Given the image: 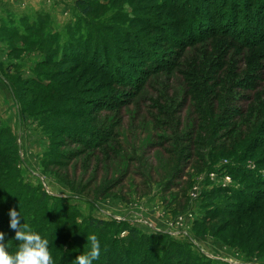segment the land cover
Instances as JSON below:
<instances>
[{"label":"rangeland","instance_id":"rangeland-1","mask_svg":"<svg viewBox=\"0 0 264 264\" xmlns=\"http://www.w3.org/2000/svg\"><path fill=\"white\" fill-rule=\"evenodd\" d=\"M98 1L90 17L111 37L108 49L100 46L99 53L94 51L95 39H90V52L98 65L107 63L108 57L107 65L115 73H133L132 63L150 68L152 64L142 63L135 49L152 39L159 43L151 47L153 53L166 59L161 64H169V69L152 74L139 90L128 81L122 86L109 83L96 69L79 62L35 69L51 52L46 45L44 48L39 33L29 28L24 16L38 23L46 15L49 22L40 33H47L50 26L63 40L61 44L68 40L74 43L80 55L77 57L82 59L85 49H79L85 46L88 32L70 28L80 21L77 0H0V28L18 31L12 35L0 30V128L10 127L11 131L5 130V139L11 137L17 145L24 179L55 196L59 201L50 202L53 208L73 216L59 237L64 238V246L72 244L79 226L83 243L90 244L86 223L94 217L113 223L104 237L107 243L116 241L113 255L120 261L125 257L132 264L135 259L140 264L144 257L149 261L151 253L146 250L156 242L155 238L151 244L150 235L164 232L177 242L175 246L189 250L203 264H264V235L263 228H259L264 222L255 216L261 210L264 214V200L260 206L247 209L249 202L240 206L241 200L232 192H208L214 186L238 189L241 180L237 172L248 165L256 167L252 176L260 168L264 180V30L256 31L264 12L258 13L259 0H228L243 8L241 11L254 10L252 19L239 16V29L248 35V40L263 38L258 46L243 45L228 34L184 49L177 45L183 38L172 25L182 16L176 14L175 8L159 5L165 0ZM200 2L194 0V12L199 11ZM229 4L220 0L217 8H228ZM228 15L230 9L226 18L232 29L237 27L236 20ZM203 17L204 13L195 16L204 22ZM153 21L162 32L152 26ZM168 21L170 25L165 24ZM257 32L254 37L252 34ZM173 39L176 43L171 45ZM15 46L21 49L10 56ZM178 53L171 64V58ZM10 64H16L13 69L21 73L9 78L17 86L19 77L56 86L52 94L28 93L31 99H37L36 103H27L34 112L66 106L65 102L70 107L88 109L91 100L79 105L75 100L79 95L92 100L120 95L126 102L120 109L97 113L96 124L114 133L112 136L104 132L106 140L112 136L108 144L94 149L84 142H72L65 135L53 133L51 137L41 120L24 119L19 113L21 103L14 101L8 78L1 70ZM53 119L70 121L77 127L90 117L59 115ZM93 125L87 124L84 137L96 138V134L92 135ZM51 138L55 147L51 146ZM259 187L249 185L248 195L254 197ZM217 210L224 213L214 217ZM238 222L243 226L239 231ZM130 227L137 229L138 236L127 241ZM93 234L102 240V232ZM130 244L137 251L126 254ZM107 259L110 258L104 254L100 261L108 264Z\"/></svg>","mask_w":264,"mask_h":264},{"label":"trees","instance_id":"trees-1","mask_svg":"<svg viewBox=\"0 0 264 264\" xmlns=\"http://www.w3.org/2000/svg\"><path fill=\"white\" fill-rule=\"evenodd\" d=\"M220 0H201L200 2V9L199 11L196 10L194 12V0H165L162 2L161 6L165 7H171L175 8L176 14L181 15L182 18H179L177 20H173L172 25L173 27L177 28V34L179 35V38H183L177 42L178 46L181 48H185L188 46H191L193 44H196L200 41L213 39L216 35H228L233 37L235 40L241 42L243 45L247 46H258L259 41L262 39H251L248 40V35L241 31L239 28L241 27V23L239 20V16L241 14H244L248 17V19L251 17L252 12L254 10L250 11H241L239 5L235 6L234 3L228 2L226 0V4H229V7L227 8V5L225 7L217 8V5ZM258 1V0H257ZM260 2V10L259 12H264V0H259ZM98 0H77V6L79 8L80 12V18L79 22H77L73 27L76 31L80 29H86L87 30V40L85 42V46L80 48L85 49V54L83 55L82 59L78 58V50L75 49L73 46V42L71 40L65 41L63 44L61 37L58 36L56 33H53L52 30H50L47 33L41 32L40 30L43 29V27L49 22L48 18L45 17L41 18L38 23H33L34 21H31V18L29 15H25L24 19L28 23H30L29 28L35 29L37 33H39L38 37L41 42V44L44 46H47V49L49 52V57L46 58V60L39 62L35 65V69H38L39 67H46L49 64H64L68 62H79V64H83L86 67L94 68L96 69L99 74L107 77L109 79V83L117 84V86H122L123 82L128 81V83L137 90L140 89V87L145 84L146 80L154 73L160 72L166 69H169V64L164 65L161 64L166 59H163L162 57H158L153 53L151 47H158L155 40H149L148 44L145 46H142V44L139 45V47H136L135 53H137V57H141L142 63L145 61L146 66L151 65L150 68H144L142 67L141 63H132L131 66L134 69L133 73H122V71H117V73L112 72L109 68V65H107L109 62V59L107 57V63H103L102 65H98L93 57V52L91 54L90 52V39L93 38L96 41V48L94 51L96 53H99V49L102 46L105 49H108L109 46V40L110 35L108 34L106 29H103L99 22L92 19L90 14H92L96 8L94 5H98ZM102 5H105L103 3ZM204 6H207V9L204 10ZM231 10V15L229 17L234 18L237 22L236 26L233 29L230 27L229 19L226 18L228 14V10ZM226 11V12H225ZM201 13L205 14V17H203V21H200L195 18L196 15ZM187 16V17H186ZM186 17V18H184ZM30 19V21H29ZM252 19V17H251ZM36 20V19H34ZM226 20V21H225ZM24 21V20H23ZM207 22L210 24L207 25ZM228 23V24H226ZM264 14H261V21H257V27L256 31H263L264 30ZM165 24H169L168 22H165ZM151 26V25H150ZM155 28H158L157 31L162 32L163 30L156 26L155 22L153 21V25ZM111 28V27H109ZM164 28V27H163ZM172 28V27H170ZM179 28V29H178ZM3 32H7L12 35H16L18 32L16 29H12L10 27H2L0 28ZM48 30V29H47ZM249 31L251 32V29L249 28ZM42 33H44V36L42 38ZM18 34V33H17ZM133 34V32H131ZM259 32L252 34L254 37H257ZM41 35V36H40ZM134 35L137 37L138 34ZM142 41L143 38L139 37ZM126 41V40H125ZM171 45L176 43V41L170 40ZM56 44V45H55ZM62 46H66L67 48L62 50ZM179 47V49H180ZM20 47L15 46L10 53V56H12L15 53V50H20ZM180 53V52H179ZM179 53L172 57L170 63H174V60L176 61ZM56 56H60V58H57ZM78 56V57H77ZM154 57V59H153ZM2 65V64H1ZM138 66V67H137ZM13 67H17L16 64H10L7 69H1L4 71L3 76L9 78H14L17 76V72L20 70L13 69ZM119 68V67H117ZM139 68V69H138ZM138 69V70H137ZM19 74H21L19 72ZM118 74H120L118 76ZM136 74V76H135ZM196 76V75H195ZM123 78V79H122ZM7 80L6 78H4ZM8 84L10 86V90L13 96L14 101H18L20 104L19 113L23 116L24 119L27 118H34L41 120V123L43 126H45L46 130H48V133L51 135L55 133L56 135H65L67 138H69L72 142H84L87 146H93V148H100L103 146H106L108 144V139L114 135L112 131L109 130H103L99 125L96 124L97 122V113L103 110H114V109H120V106L125 104L126 102L121 99L122 97L120 95H103L95 100L92 99H84V96H78L75 98L76 102L81 105V102H85L88 100H91V106L86 108H82L76 105H73L72 107L69 106L68 102H65L67 105L60 104L56 108L51 109H45L38 112H34L32 109L28 107L27 103H36V100H33L29 97V94H32L33 92H44L45 94H52L55 87L54 85H50L49 83H44L42 80L39 79H30L27 78L25 80L21 79L20 77L16 81L18 83V86L15 85V82L8 81ZM23 81V82H22ZM21 83V84H20ZM20 84V85H19ZM110 86V85H109ZM135 90V91H137ZM29 93V94H28ZM65 106V107H64ZM59 115H72L76 118L82 115H87V117H90V120L81 122L82 126H75L70 121H66L70 124H67L66 122L59 121L58 119H53L54 117H59ZM91 122L94 124L91 126L93 130H95V133H92V135L96 134V138L88 139L87 137H84L83 133H86L87 124ZM99 123V122H97ZM5 130L11 131L9 126H4L0 128V231L5 233V241L4 243L8 246L7 251L10 253H14L17 250L19 242L15 240V230L11 229L9 226L10 217H9V210L12 208H15L18 212L21 213V224L24 222L27 223L33 231L39 232L42 236L47 238L49 240V248L52 253L53 259L55 260L58 258L57 262L55 264H74V261L76 257L80 254L87 253L90 251V244L83 243V235L81 236V226H79L78 234L77 236L73 237V241L71 245L64 246V238H59L61 234L64 232V226L69 224L70 221H73L72 215H66L62 210H59L57 208H53L54 205L50 204V202L53 201V199H56L59 201L55 196H52L49 194L44 188L41 186H34L33 184L29 183L24 179L21 166H19V157L17 155V145L12 141L11 137L8 139H5ZM104 132H110L112 136L105 139L103 137ZM94 137V136H93ZM51 141L53 139L51 138ZM92 142V143H91ZM16 145V146H15ZM52 147H55L54 141L53 144L51 143ZM55 154V153H54ZM56 155L53 156L55 158ZM259 166V165H258ZM243 170L237 172L239 174L240 180H241V186L238 189L233 188H222V187H213L208 192L210 194L213 193H219V192H232L235 196V198H239L241 202L238 204L240 206H244L243 203L249 202V205L247 209H251L252 207L260 206L261 202L264 200V180H262V172L261 169L258 168V173L256 176H252L253 170L256 169V167L253 169L250 165H248L247 168H242ZM239 182V181H238ZM246 183L247 185H244L243 183ZM249 185H258L260 186L257 190L258 193L251 197L248 194V191L246 189L249 188ZM242 187V188H241ZM244 187V188H243ZM205 191L204 194L208 193ZM58 203V202H57ZM242 209V208H241ZM227 211V210H225ZM221 213L219 210L215 211L213 213L214 217L219 216ZM262 217H261V216ZM257 218H259L263 221L264 214L261 211L255 215ZM210 217V216H208ZM210 219V218H209ZM203 221V220H202ZM201 222V221H199ZM264 224H260L259 228H263L262 235H264ZM113 223L111 221H105L102 219L89 217L87 219L86 228L89 230L90 234L96 233L98 231L103 233V238L100 240V249L103 247H106L104 251H101V255L99 258V261H94V264H102L100 261L101 256L104 254H107L110 258L107 263L108 264H132L128 259L125 257V260H119L114 257V252L116 251L117 247L116 241L111 242L110 240L108 243L106 242V238L104 237V233L110 231V228H112ZM91 229V230H90ZM243 229V226L237 223V230ZM239 231V230H238ZM137 229L135 227L129 228V234L130 237H125V240L128 241V239L133 240L136 239L138 236L136 234ZM147 237V236H146ZM87 238V236H86ZM156 238V242H154ZM81 240V241H80ZM80 241V242H79ZM149 241V240H148ZM152 241L154 242L153 245H150L147 254L151 253V257L149 261H146V257H144L142 262L140 264H175L177 262H183L185 264H203L199 258H194L193 254L189 252V250L183 249L181 246H175L177 244L176 241H173L172 239L168 238V235H166L164 232L159 233L158 235H150V242L152 244ZM165 241V242H164ZM105 244V246H103ZM120 246V245H118ZM132 244L129 245V247L126 249V254H131L133 252H136L137 250L133 249ZM155 253V255H152ZM155 257L154 259H152ZM136 259L133 261V264H136ZM175 261V262H174ZM211 264V263H210Z\"/></svg>","mask_w":264,"mask_h":264},{"label":"clouds","instance_id":"clouds-1","mask_svg":"<svg viewBox=\"0 0 264 264\" xmlns=\"http://www.w3.org/2000/svg\"><path fill=\"white\" fill-rule=\"evenodd\" d=\"M21 213L15 208L9 210V226L15 230L19 242L14 253L7 251L5 233L0 231V264H55L49 248V240L33 231L27 223L21 224ZM90 251L76 257L74 264H94L101 255L100 242L95 234L87 236Z\"/></svg>","mask_w":264,"mask_h":264}]
</instances>
